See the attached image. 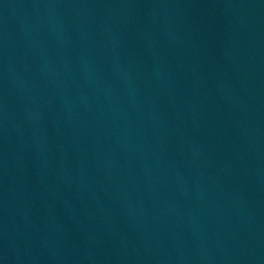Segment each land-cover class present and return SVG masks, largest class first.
<instances>
[{
    "label": "water",
    "instance_id": "95a60500",
    "mask_svg": "<svg viewBox=\"0 0 264 264\" xmlns=\"http://www.w3.org/2000/svg\"><path fill=\"white\" fill-rule=\"evenodd\" d=\"M0 264H264V0H0Z\"/></svg>",
    "mask_w": 264,
    "mask_h": 264
}]
</instances>
